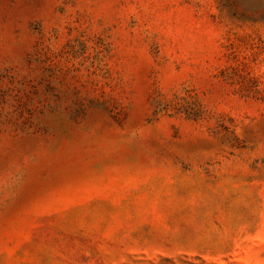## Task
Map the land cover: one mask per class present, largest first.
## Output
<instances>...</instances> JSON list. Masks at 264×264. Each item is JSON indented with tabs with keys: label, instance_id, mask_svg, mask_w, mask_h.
Returning a JSON list of instances; mask_svg holds the SVG:
<instances>
[{
	"label": "rangeland",
	"instance_id": "rangeland-1",
	"mask_svg": "<svg viewBox=\"0 0 264 264\" xmlns=\"http://www.w3.org/2000/svg\"><path fill=\"white\" fill-rule=\"evenodd\" d=\"M0 264H264V0H0Z\"/></svg>",
	"mask_w": 264,
	"mask_h": 264
}]
</instances>
